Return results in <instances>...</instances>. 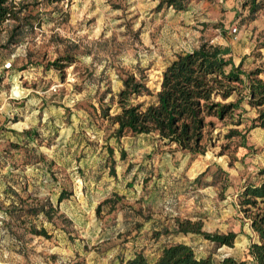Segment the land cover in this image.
Wrapping results in <instances>:
<instances>
[{
  "label": "rangeland",
  "instance_id": "1",
  "mask_svg": "<svg viewBox=\"0 0 264 264\" xmlns=\"http://www.w3.org/2000/svg\"><path fill=\"white\" fill-rule=\"evenodd\" d=\"M158 3L8 0L0 58L25 47L0 72V264H124L138 252L153 262L177 242L213 262L230 255L253 264L248 246L257 236L238 193L264 168V105L244 98L223 119L208 117L207 148L196 155L153 134L116 138L103 108L119 111L126 72L144 76L156 92L176 55L202 43L226 48L244 72L245 94L248 72L260 69L264 79V4L252 15L244 0H185L184 10ZM229 130L237 133L226 137ZM61 188L70 195L58 203ZM19 197L27 204L47 199L56 212L15 221L5 212ZM177 218L200 221L208 232L234 231V245L216 248L200 235L177 233ZM42 225L48 238L27 232Z\"/></svg>",
  "mask_w": 264,
  "mask_h": 264
},
{
  "label": "trees",
  "instance_id": "2",
  "mask_svg": "<svg viewBox=\"0 0 264 264\" xmlns=\"http://www.w3.org/2000/svg\"><path fill=\"white\" fill-rule=\"evenodd\" d=\"M7 2L8 0H0V23L10 16ZM262 4L264 0H244V5L248 6L252 15L262 8ZM163 5L173 7L175 10H184L186 6L185 0H159L158 7L161 8ZM227 54L226 48L221 45L202 43L195 50L176 55L162 71L159 89L156 92L147 86L144 76L137 77L135 72H126L121 78L122 88L116 95L119 111L109 115L106 108H103L105 116L115 125L114 136L121 138L126 133L153 134L164 144L174 145V149L192 155L203 154L207 148L205 129L211 124V121L207 120L208 117L223 119L238 109L244 98L251 105H264V79L257 77L262 70L255 69L246 74L248 82L245 86L246 92L242 94L239 85L244 84L240 76L244 72L240 65L232 64ZM229 65L231 67L227 70ZM235 92L239 95L235 102H223ZM143 96H151L153 100L135 102ZM259 119L260 125L264 126V110H261ZM236 133L229 130L226 137ZM13 147L17 148L18 144H13ZM107 149L109 156L112 157V148L107 146ZM111 159L113 161V158ZM111 173H115L113 168ZM258 174L260 178L257 183L245 184L238 193V204L249 218V225L257 236V240L249 244L248 254L253 264H264V168L259 169ZM12 193L18 195L14 190ZM69 195L68 190L61 188L57 202H61ZM18 199L19 204L15 200H10L5 212L15 221L31 220L32 216L39 215L49 219L56 212L47 199L37 200L32 204L25 203L20 197ZM109 201L105 199L99 205ZM7 225L12 229L10 222ZM175 226L177 233L200 235L216 248L224 245L232 247L237 236L234 231L226 233L204 231L200 221L188 218L183 220L177 218ZM27 232L49 237L43 225L39 229L31 226ZM124 264H246V261L226 255L213 262L208 256L197 257L191 245L177 242L164 245L153 262H149L141 252H138Z\"/></svg>",
  "mask_w": 264,
  "mask_h": 264
},
{
  "label": "built area",
  "instance_id": "3",
  "mask_svg": "<svg viewBox=\"0 0 264 264\" xmlns=\"http://www.w3.org/2000/svg\"><path fill=\"white\" fill-rule=\"evenodd\" d=\"M233 31H236V28H233ZM25 45H20L16 48L15 52L11 54L10 58L7 60L0 59V72L9 70L12 67V61L16 56L21 55L24 52Z\"/></svg>",
  "mask_w": 264,
  "mask_h": 264
},
{
  "label": "crops",
  "instance_id": "4",
  "mask_svg": "<svg viewBox=\"0 0 264 264\" xmlns=\"http://www.w3.org/2000/svg\"><path fill=\"white\" fill-rule=\"evenodd\" d=\"M1 59V58H0ZM189 219H191V218H189ZM184 243H186V242H184ZM187 244V243H186Z\"/></svg>",
  "mask_w": 264,
  "mask_h": 264
}]
</instances>
